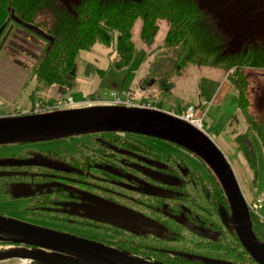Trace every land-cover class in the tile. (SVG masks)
<instances>
[{
  "label": "trees",
  "instance_id": "16d2710c",
  "mask_svg": "<svg viewBox=\"0 0 264 264\" xmlns=\"http://www.w3.org/2000/svg\"><path fill=\"white\" fill-rule=\"evenodd\" d=\"M11 10L54 37L51 43L36 35L43 45L33 58L31 76L40 86L62 88V96L56 101L66 99L73 92L81 51L90 50L97 44L111 47L114 56L110 67L123 69L131 64L136 53L132 37L136 21L142 20L140 39L149 45L158 33V21L168 19L169 29L159 46L163 53L157 57L159 59H154L158 67L152 69L153 73L162 71L168 75L190 64L225 70L226 78L237 92V105L248 122L247 130L237 134L234 140L239 147V156L244 157L242 162L256 185L258 159L250 131L256 134L264 151V114L260 112L258 96L254 97L255 88L264 94V87H254L252 80L256 73L264 72V47L225 53L224 32L207 16L197 0H79L71 7L65 6L61 0H0V27L4 24L7 27L12 22ZM15 28L26 29L18 23ZM13 39L12 34L7 38L0 51V61L12 59L6 49ZM107 70L91 63L85 64L88 76L97 74L103 79ZM163 86L171 88L165 81ZM89 98L94 99L93 95ZM36 155L39 163L34 165L0 166V192L3 195L13 196L10 190L13 184L30 183L39 186L37 190H40L30 209L35 206L51 210L69 203L75 205L78 200L88 198L81 192L101 195L94 193L128 191L130 194L102 196L128 206H180L185 208L183 214H197L196 222L213 233V237L202 236L180 227L174 218H164L165 211L155 210L150 214L162 226L159 232L161 243L181 247L154 250L139 256L161 264H208L189 254L235 264H259L241 244L231 223L227 195L217 176L200 157L202 169L192 167L180 155L162 157L140 135L133 133L126 136L95 133L89 140L76 144L71 157L51 150ZM152 170L174 180H159L151 175ZM139 180L154 184L168 194L148 193L139 186ZM186 207L198 210L186 211ZM209 215L213 218H208ZM134 251L139 252L138 249Z\"/></svg>",
  "mask_w": 264,
  "mask_h": 264
},
{
  "label": "rangeland",
  "instance_id": "374dc122",
  "mask_svg": "<svg viewBox=\"0 0 264 264\" xmlns=\"http://www.w3.org/2000/svg\"><path fill=\"white\" fill-rule=\"evenodd\" d=\"M61 1L65 6L71 7L79 0ZM197 1L201 7L206 10L207 16L214 20L216 25L224 32L226 37L224 52L234 53L239 51L244 42L248 41L249 37H251V35L244 33V17H238L231 13L227 8L225 0ZM141 24L142 20L138 19L132 29V37L136 44V53L131 64L123 69L111 67L103 78L104 82L99 88L101 93H103L104 90H106V92H116L109 96L104 95L105 97L103 100L107 101V98H115L117 94L121 98L127 96L134 99L137 103L150 102L158 107L160 106L163 110L170 112L174 110L176 113H178L181 108L193 104L196 107V116L201 118V127L206 130L208 134H212V138L215 137L216 131L220 128H223L232 135L245 132L248 122L237 105V92L230 84L229 79L226 78L227 73L225 70L216 66L190 64L179 72L175 71L167 75L159 71L158 74H154L152 69L158 67L154 59H159L157 57L163 53L161 52L163 49L159 48V46L162 44L167 34L169 21L164 18L158 21V33L153 43L149 45L140 39ZM15 38L16 41L13 39L11 45L6 49V53H9V55H11V52L14 53V55H11L12 59L2 58V61L32 63L33 58H35L41 50V45L43 44L42 40L27 34L23 36L15 35ZM17 45L20 46V49L16 48L18 47ZM76 70L77 74H79V60ZM256 77L257 76L252 80V85H254V87L258 86L257 83H259L260 80ZM164 81L170 84V89L163 88ZM49 89L55 92L57 86H52ZM96 93L97 92H92L89 95ZM71 94L72 97L74 96L73 98H75L74 103L57 106L56 100L58 96L61 98L62 95L54 93L50 102L53 109L102 105L101 103H95L96 101L94 100H84L83 94L76 92ZM259 94L262 95V92L260 90L257 92L255 88L254 97L259 96ZM26 104H28V102H26ZM92 136H94L93 133L75 134L61 138L0 144V160L23 158L27 157L29 154L41 153L48 150L57 151L66 157H71L74 154L76 144L87 141ZM140 137L143 141L153 146L156 152L162 157H167L171 154L180 155L189 161L192 167L204 168L200 158L187 148L172 141L151 135L141 134ZM250 138L258 159V177L256 185H254V180L245 167L244 171L241 170L240 163L237 162L234 157H230V155L227 156V154L225 156L229 162L231 161V166L233 167L234 165L237 173L234 167L233 169L238 182L240 186L244 185V189L241 187L244 196L251 202L258 196L264 199V151L253 131H250ZM231 153V149H228V154ZM242 157L240 158L241 162H244V157ZM163 179L167 178L164 177ZM36 188H39V186H34L30 183L13 184L10 190L14 197L7 198L0 192V210H2L7 217L29 222L32 216L27 210L28 200L25 194L32 193ZM148 188L155 193H167L164 190L161 191L151 188L150 186ZM87 196L88 195H85V197ZM251 216L254 229L264 238V202L263 207L259 209L258 213L252 211ZM20 246L21 245L10 244L2 245L0 243V264H32L30 258L7 255L9 252H15L21 249Z\"/></svg>",
  "mask_w": 264,
  "mask_h": 264
},
{
  "label": "water",
  "instance_id": "95a60500",
  "mask_svg": "<svg viewBox=\"0 0 264 264\" xmlns=\"http://www.w3.org/2000/svg\"><path fill=\"white\" fill-rule=\"evenodd\" d=\"M12 17L52 43L54 37L33 23ZM5 24L0 27V36ZM11 27L4 35L0 50ZM129 132L172 141L200 157L221 183L231 208V223L241 244L259 264H264V240L254 230L251 212L233 167L214 139L202 128L163 109L116 104L54 109L20 116H0V144L61 138L75 134ZM38 163L34 158L0 160V166ZM72 170V169H69ZM204 236L207 230L197 228ZM0 242L25 243L52 250L41 256L9 252L7 255L42 259L46 264H161L105 243L0 214ZM208 264H235L189 254Z\"/></svg>",
  "mask_w": 264,
  "mask_h": 264
},
{
  "label": "flooded vegetation",
  "instance_id": "af4514ba",
  "mask_svg": "<svg viewBox=\"0 0 264 264\" xmlns=\"http://www.w3.org/2000/svg\"><path fill=\"white\" fill-rule=\"evenodd\" d=\"M225 1L228 10L231 13L237 15L238 17H244V22H245L244 33L251 35V37H249V40L244 42L243 46L240 49L244 48L245 50H248L255 46L264 47V0H225ZM10 18L12 19V22L7 27H4V30L0 36L1 41L10 27L11 30L9 31L7 38L11 34L13 37H15V35L23 36L27 34L29 36H34L36 39L38 38V36H36L39 35L38 33L25 27L19 21H16L12 17V15L10 16ZM18 18L21 19L23 22H26L22 18L20 17ZM17 23L22 27H25L26 29L15 28V24ZM14 41H16V38L14 39ZM11 43L12 42H10V45ZM3 46L1 50L4 48ZM16 48L20 49V46ZM11 55H14V53L11 52ZM33 64H34L33 62L27 63V62L7 61V60L0 61V116H20V115L42 113V112L54 110L52 104H50L52 96L54 93H58L60 95L63 89L57 87V90L54 92V90L49 89L52 86L50 87L40 86L37 83V80L31 76ZM256 74H257L255 75L257 76L256 78L260 79L259 83L257 84L261 89V87H264V72L259 71ZM57 99H59V96ZM257 99L258 101H260V109H261L260 112L263 115L264 94L263 93L262 95L259 94ZM26 102H28V104H26ZM101 133H109L114 136L117 135L126 136L130 134L129 132H101ZM28 156L30 157H23V158H34L35 160L39 161V158L37 157L36 153L29 154ZM22 166H27V165H22ZM240 168L241 170L244 171V168H242L241 165ZM150 173L152 176H154L159 180H164V181L174 180L171 176L162 174L159 171L152 170L150 171ZM164 177L167 179H163ZM138 184L148 193L158 194V195L168 194V191L166 190L164 191H166L167 193H162V194L155 193L152 190H149L148 187L150 186L151 188L163 191L162 188L154 184H148L143 180H139ZM37 189L39 188H36V190L33 191L32 193L25 194V197H27L28 200L27 210L32 216V219L29 222L37 225H42L45 227L61 230L64 232L76 234L81 237L99 241L107 245L127 251L131 250L135 252L134 249H138L139 252L136 251L134 253L136 255L141 254L144 256L146 255V253L153 252L154 250L156 251L159 249L160 250L170 249L171 247H181V245L174 244L172 246H167L161 243L159 239V235H160L159 232L161 231L162 226L156 220H154L150 214L155 210L165 211L166 215L164 216V218L166 219L174 218L175 222H178L180 227L191 229L197 234H200L196 231L197 228H201L212 233V231H210L207 228H204V226L199 225L198 222H196V220H198L199 217L197 214H189V213L183 214V210H185V208L183 207L128 206V205L119 204L113 200H108L106 198H103L102 196L107 194H115V195L130 194V192L128 191H117V192L100 191L94 193L101 195H93V193L81 192L82 195H88V198L85 199L83 198L78 200V202H76L75 205H73V203H69L64 206L53 207L51 210H45V209L43 210L42 208L35 206H33L30 209L31 204L37 201V196L40 193V190ZM5 197L12 198L14 197V195L5 196ZM186 209H187L186 211L198 210V208H194V207H190V208L186 207ZM0 214L5 215V213L2 210H0ZM207 217L210 219L213 218L212 215H209ZM0 243L2 245H9V244L21 245L20 246L21 249L17 250V252L26 255L31 254V255L41 256L45 253V251L52 252V250H48V249L46 250L42 247L31 244L13 243V242H0ZM181 253L188 254L186 252H181ZM24 257L30 258L32 264H46L42 259L39 258H33L28 256H24Z\"/></svg>",
  "mask_w": 264,
  "mask_h": 264
},
{
  "label": "crops",
  "instance_id": "0c3cea01",
  "mask_svg": "<svg viewBox=\"0 0 264 264\" xmlns=\"http://www.w3.org/2000/svg\"><path fill=\"white\" fill-rule=\"evenodd\" d=\"M80 54H82L78 56L80 72L76 76V86L74 87L73 92L83 94L85 98L84 100H86L88 95L91 94L92 92H97L96 94L102 95L103 99L105 97L104 95L109 96L111 94H115L116 93L115 91L106 92V90H104L103 93H101L99 88L102 86L104 79L100 78L97 74L93 76H88L85 74V64L86 63H91L92 65L98 68L104 69V70L108 69L107 70L108 72L109 69H111L110 62H111L112 57L114 56V54L112 53V48L106 45H103V44H97L90 50L81 51ZM70 95L72 96V94ZM107 99L111 100L113 99V97L107 98ZM105 103H110V101H107ZM237 134L239 133L232 135L228 133L226 130H224L223 128H220L218 129V131H216L215 137L213 139L216 142V144L220 147V149L225 153V155L227 154V156L230 155V157H234L237 160V162L240 163L242 168H244V165L241 162V159L239 156V147L234 140V137ZM210 135L212 136V134ZM228 149H231L232 151L231 154H228ZM242 187H244V185ZM246 199L248 200L247 197Z\"/></svg>",
  "mask_w": 264,
  "mask_h": 264
},
{
  "label": "built area",
  "instance_id": "2783aa9c",
  "mask_svg": "<svg viewBox=\"0 0 264 264\" xmlns=\"http://www.w3.org/2000/svg\"><path fill=\"white\" fill-rule=\"evenodd\" d=\"M94 101H102V98L99 94L94 95ZM88 101H91L88 100ZM111 101L115 103H119L125 106H139V107H144V108H157V105L150 103V102H141L137 103L133 101L132 99L126 97V98H121L119 96H116L113 98ZM74 103V98L73 97H67L63 101H60L56 103L57 106H62V105H70ZM172 114L179 116L180 118L192 123L195 126L201 127V118H198L196 116V107L193 104L187 105L185 108L181 109L178 113H176L174 110L171 112ZM263 202L264 199L261 196H258L254 201L249 202V207L250 209L258 213L259 209L263 207Z\"/></svg>",
  "mask_w": 264,
  "mask_h": 264
},
{
  "label": "bare ground",
  "instance_id": "6f19581e",
  "mask_svg": "<svg viewBox=\"0 0 264 264\" xmlns=\"http://www.w3.org/2000/svg\"><path fill=\"white\" fill-rule=\"evenodd\" d=\"M246 200H247V199H246ZM249 202H250V201H247V203H248V206H249ZM249 209H250V207H249ZM251 211H252V210L250 209V212H251Z\"/></svg>",
  "mask_w": 264,
  "mask_h": 264
}]
</instances>
